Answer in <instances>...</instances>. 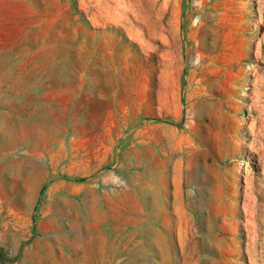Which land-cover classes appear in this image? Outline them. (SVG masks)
Listing matches in <instances>:
<instances>
[{"label": "rangeland", "instance_id": "1", "mask_svg": "<svg viewBox=\"0 0 264 264\" xmlns=\"http://www.w3.org/2000/svg\"><path fill=\"white\" fill-rule=\"evenodd\" d=\"M0 264H264V0H0Z\"/></svg>", "mask_w": 264, "mask_h": 264}, {"label": "crops", "instance_id": "2", "mask_svg": "<svg viewBox=\"0 0 264 264\" xmlns=\"http://www.w3.org/2000/svg\"><path fill=\"white\" fill-rule=\"evenodd\" d=\"M42 74H43V73H42ZM43 76H44V74H43ZM41 106L43 107L42 104H38L37 108L40 109Z\"/></svg>", "mask_w": 264, "mask_h": 264}, {"label": "bare ground", "instance_id": "3", "mask_svg": "<svg viewBox=\"0 0 264 264\" xmlns=\"http://www.w3.org/2000/svg\"><path fill=\"white\" fill-rule=\"evenodd\" d=\"M233 79V78H232Z\"/></svg>", "mask_w": 264, "mask_h": 264}]
</instances>
